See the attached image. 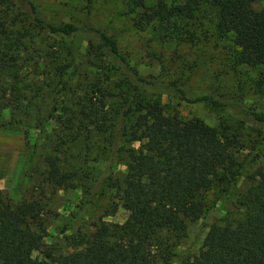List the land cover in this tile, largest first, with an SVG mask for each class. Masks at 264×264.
<instances>
[{"label": "trees", "instance_id": "trees-1", "mask_svg": "<svg viewBox=\"0 0 264 264\" xmlns=\"http://www.w3.org/2000/svg\"><path fill=\"white\" fill-rule=\"evenodd\" d=\"M197 1L134 0L141 9L136 23L142 29L157 22L162 37L196 43L204 33L193 30ZM206 2L215 9L214 29L230 41L233 66H257L264 74V0ZM76 34L86 37L77 66L64 43ZM24 66L44 67L48 82L27 80ZM43 90L52 95L39 115ZM169 102L235 108L264 130V111L256 107L142 75L102 29L47 19L33 0H0V126H27L42 139L40 150L30 147L41 167L37 194L13 200L0 189V264H171L187 224L205 214L208 194L235 181L242 144ZM90 153H106L108 166L123 167L108 177L111 201L92 230L66 237L69 251L43 247L52 210L42 192L76 189L90 176ZM256 177L236 201L239 216L209 224L198 252L179 264H264V175ZM118 206L127 213L121 223L101 220Z\"/></svg>", "mask_w": 264, "mask_h": 264}, {"label": "rangeland", "instance_id": "rangeland-1", "mask_svg": "<svg viewBox=\"0 0 264 264\" xmlns=\"http://www.w3.org/2000/svg\"><path fill=\"white\" fill-rule=\"evenodd\" d=\"M42 15L54 21H72L104 30L113 37L118 48L124 53L142 75H151L164 82L176 80L185 89L198 93L217 94L224 100H232L241 105L256 107L264 111V74L257 66L236 65L230 60V41L214 29L215 9L206 0H198L193 30L200 29V39L196 43H183L162 37V28L157 22L137 25L141 9L134 0H33ZM166 4H181L185 0H163ZM152 5L155 0H143ZM65 48L69 51L71 64L78 65L85 59L84 48L86 37L76 34L65 39ZM43 72V75L41 74ZM45 68L24 66L21 74L27 80L43 78ZM55 79H53L54 81ZM64 81V79H62ZM52 94L45 95L39 103L48 106ZM162 99V102H166ZM184 116H195L206 124L227 133L238 136L242 146L236 153L242 168L235 181L224 192L218 187L208 194V205L205 214L190 222L185 236L173 248L171 264H179L184 256H194L200 248L207 227L221 217H238L241 208L236 201L252 182V177L260 171L264 175V130L250 118L235 108L225 109L210 104H184L169 102ZM52 124L49 125L51 128ZM49 127H47L49 129ZM26 131V134H25ZM41 138L37 130L27 126L5 124L0 126V189L11 199L24 197L39 190L38 182L40 164L37 155H30L32 144L35 151L40 150ZM107 154L94 157L89 154L87 162L90 170L88 179L77 183L76 189L57 190L46 187L42 195L49 199L51 213L47 217V236L43 238L44 246H51L55 252L69 251L71 245L66 237L78 232L92 230L104 208L111 201V191L106 186L109 176L120 175L123 167L113 162L107 164ZM83 185H82V184ZM87 200V202L85 201ZM126 211L120 206L116 211L101 217L103 221L121 223ZM76 219L68 228L62 230L67 218ZM37 251L32 256L38 257Z\"/></svg>", "mask_w": 264, "mask_h": 264}]
</instances>
